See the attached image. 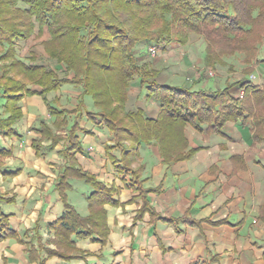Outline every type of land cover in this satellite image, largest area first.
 <instances>
[{"label": "crops", "instance_id": "crops-1", "mask_svg": "<svg viewBox=\"0 0 264 264\" xmlns=\"http://www.w3.org/2000/svg\"><path fill=\"white\" fill-rule=\"evenodd\" d=\"M192 40L183 46H159L151 57L149 49L140 46L139 59L152 66L158 82L172 86L213 91L233 82L229 93L236 97L240 96V83H264V65H255L244 79L242 74L235 75L236 69L219 73L220 65L210 74L202 61L203 40ZM63 69L56 65L60 76ZM31 88L35 91L21 98L22 117L14 125L16 134L0 135V144L11 150L4 159L5 170L13 172L6 176L0 171V195L9 200L1 208L9 214V227L15 233L0 240V264H264V140H253L250 123L227 120L218 133L208 131L206 124L201 129L186 124L187 149L196 150L169 163L155 141L141 143L132 164L140 168L137 179L141 186L149 189V203L141 210L142 197L132 173L120 169L121 148L115 146L112 132L100 119L88 114L98 111L91 97L82 95L72 83L43 95L39 85ZM48 103L64 110L78 107L74 133L80 149L75 162L112 187V198L117 201L104 205L105 243L88 237L75 239L74 251L69 250L71 258L50 253L55 245L48 224L64 211L56 184L69 163L58 152L66 138L53 149L49 139L39 140L36 128L42 120L66 136L65 129L53 126ZM125 109H139L156 118L161 107L157 100L146 97L136 79L127 90ZM67 184L66 201L86 215L91 185L75 175L67 177Z\"/></svg>", "mask_w": 264, "mask_h": 264}, {"label": "trees", "instance_id": "trees-1", "mask_svg": "<svg viewBox=\"0 0 264 264\" xmlns=\"http://www.w3.org/2000/svg\"><path fill=\"white\" fill-rule=\"evenodd\" d=\"M45 28L49 32L44 41L46 53L62 64V76L48 65L27 62L17 55V41ZM191 35L202 37V61L208 68L215 69L223 57L236 52L243 54L244 61L253 57L255 64L264 65V57H258L264 40V0H0V61H7L0 66V135L16 134L14 125L22 117L21 98L35 91L32 85H39L42 95L64 83L79 86L81 94L89 95L98 108L88 114L100 119L112 132L115 146L121 148L120 169L132 173L142 197L140 209L144 210L149 189L137 179L140 168L132 166L141 143L155 141L163 160L169 163L196 150L187 149L186 124L198 129L206 124L208 131L218 133L227 120L250 123L253 140H264V83L242 82V94L236 97L229 93L233 82L213 91L172 86L158 82L150 64L139 59L140 45L148 49L183 45ZM136 79L146 97L159 102L161 110L156 118L139 109L126 111L127 90ZM47 106L53 126L65 129L66 136L42 120L36 128L39 140L49 139L53 149L66 138L58 152L69 163L56 184L64 211L48 224L55 245L50 253L71 258L69 250L74 251L75 239L88 237L105 243L108 227L104 205L117 201L112 198V187L82 171L75 162L74 155L80 149L74 133L78 107L64 110L51 103ZM10 154L11 150L0 144V171L6 176L13 174L4 167ZM72 175L92 187L86 215L66 201L67 177ZM8 201L0 195V240L15 235L9 227V214L1 208V203Z\"/></svg>", "mask_w": 264, "mask_h": 264}, {"label": "rangeland", "instance_id": "rangeland-1", "mask_svg": "<svg viewBox=\"0 0 264 264\" xmlns=\"http://www.w3.org/2000/svg\"><path fill=\"white\" fill-rule=\"evenodd\" d=\"M48 37H49V32L46 30V28L42 32H38L37 29H35L33 34H31L29 36V38H27L25 40H22V41L19 40L20 41L19 44L16 43V45H17V55L20 58H22L25 61H27V62L35 61L37 63H42V64H45V65H48V66H50V67H52L54 69H56V65H61L62 66V64L56 62L55 59L50 58L49 55L46 53V50H45V47H44V41L46 39H48ZM192 37H193L192 41H195V43L199 42L197 39L203 40L201 36L191 35L189 41L191 40ZM172 44H174V43H172ZM172 44H169V45H172ZM186 44H183V45H186ZM183 45H181V46H183ZM140 46H142V45H140ZM153 46L155 47V50L151 51V52L149 50V52H147L149 57H151L152 55L154 56L156 54V52L158 51V49H159V46H155V45H153ZM137 50L139 52V48H137ZM2 52H3V49L0 48V54ZM200 53H201V51H200ZM258 57H264V40L262 41V44L259 45ZM243 58H244L243 54H241L239 52H236V53H233L231 55H227V56L223 57L222 64L220 65L222 67H220L219 69L217 67L218 72L219 73H223L221 69L229 70L231 72H233L236 69L235 75H238V76L240 75L241 76V74H242L241 77H243V79H244V77H245L244 75L251 74L252 71H253V67H255V65L257 66V64H255V62L253 60V57L249 58L250 61H247L248 58L244 61ZM224 59L229 61L231 63V65L230 64L229 65L226 64V62L224 64ZM5 63H7V61H0V66L2 64H5ZM150 68H152L151 65H150ZM261 68H264V66H262ZM208 69L210 70V74H213L217 70V69H211V68H208ZM186 77H188V76H186ZM185 80L187 81V82L185 81L186 83L189 82V80L187 78ZM2 102H3V99L0 97V112H2V106H1Z\"/></svg>", "mask_w": 264, "mask_h": 264}, {"label": "built area", "instance_id": "built-area-1", "mask_svg": "<svg viewBox=\"0 0 264 264\" xmlns=\"http://www.w3.org/2000/svg\"><path fill=\"white\" fill-rule=\"evenodd\" d=\"M149 50H150V52L151 51H154L155 50V47L154 46H151ZM241 94H242V92H240V96H241Z\"/></svg>", "mask_w": 264, "mask_h": 264}]
</instances>
